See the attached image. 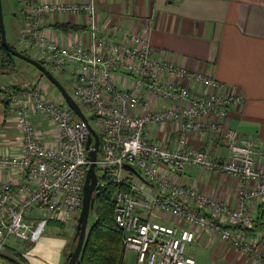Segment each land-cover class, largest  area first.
I'll return each mask as SVG.
<instances>
[{"label":"built area","instance_id":"obj_1","mask_svg":"<svg viewBox=\"0 0 264 264\" xmlns=\"http://www.w3.org/2000/svg\"><path fill=\"white\" fill-rule=\"evenodd\" d=\"M23 4L25 45L52 73L71 77V97L86 121L60 94L48 95L41 83L0 88V104L9 107L21 134L18 154H0V264L11 241L34 243L49 221L78 218L91 130L99 139L97 186L104 180L121 186L113 196V221L122 232L124 251L133 252L137 263L195 264L187 249L198 229L216 234L250 264H264V250L245 231L253 225L252 210L264 203V141L221 124L241 96L208 75L157 57L143 33L124 32L117 24L106 32L92 1ZM51 15L82 30L55 35L45 23ZM33 116L45 120L50 139ZM167 123L178 125L174 149L148 137L149 127ZM191 132H216L226 156L188 146ZM188 166L237 178V205L177 182ZM166 218L173 222L160 221Z\"/></svg>","mask_w":264,"mask_h":264},{"label":"crops","instance_id":"obj_2","mask_svg":"<svg viewBox=\"0 0 264 264\" xmlns=\"http://www.w3.org/2000/svg\"><path fill=\"white\" fill-rule=\"evenodd\" d=\"M24 1L80 4L92 1L98 21L106 32L111 25L117 24L124 32L143 33L157 57L208 75L241 96L240 105L231 107L221 118L222 129H236L244 137L264 141V0H1L2 10H6L12 20L21 19L16 41H19L21 51L28 50L23 40L26 28ZM63 21L62 16H48L45 20L47 30L61 35L55 24ZM76 21L79 23L80 19ZM14 65L11 72L0 62V88L15 87L24 82L44 85L41 74L22 77L19 71L23 68L15 59ZM33 119L49 137L45 120L38 116ZM20 136L9 107L1 103L0 154H18ZM178 136V125L173 123L148 128L151 141L164 143L170 149L175 148ZM187 144L207 150L212 157L226 156L223 140L216 132H191ZM7 175L16 181L13 173L7 172ZM175 180L195 186L201 193L232 208L237 205L239 180L233 176L188 166ZM252 211L255 215L261 211L263 224L257 234L248 235L251 239L257 238L260 247H264V204ZM160 221L165 224L173 222L170 218ZM76 223L77 219L67 223L49 221L36 242L10 244L1 258L2 264H11V260L20 262L17 257L24 264H66V253L72 246ZM180 225L189 227L183 222ZM193 230L195 240L187 251L195 264H250L244 253L221 242L216 234ZM122 264L139 263L136 260L129 263L123 255Z\"/></svg>","mask_w":264,"mask_h":264},{"label":"trees","instance_id":"obj_3","mask_svg":"<svg viewBox=\"0 0 264 264\" xmlns=\"http://www.w3.org/2000/svg\"><path fill=\"white\" fill-rule=\"evenodd\" d=\"M55 28L63 32L82 30L80 26L64 23H56ZM22 52L26 54V51ZM15 58L7 52L0 42V62L8 67L11 72L15 68ZM41 76L43 75L41 74ZM101 180H104V178ZM103 182L102 185L98 184L96 188L93 207L95 220L87 231L79 260L76 264H122L123 261L125 251L122 247V232L116 228L113 221V196L118 189H121V186L107 180ZM262 224V213L258 211L252 227L245 229V231L249 235H255L260 231ZM68 252L66 253V257ZM17 260L23 262L18 257ZM20 262L11 260V264H21Z\"/></svg>","mask_w":264,"mask_h":264},{"label":"water","instance_id":"obj_4","mask_svg":"<svg viewBox=\"0 0 264 264\" xmlns=\"http://www.w3.org/2000/svg\"><path fill=\"white\" fill-rule=\"evenodd\" d=\"M0 42L1 45L7 50V52L19 58L28 64L34 66L59 92V94L63 97L68 107L83 121H86L85 116L80 110V107L75 102V100L67 93L62 84L58 81V79L54 76V74L48 70L42 63H40L37 59L25 54L22 51L16 50L14 47L9 45L5 39L4 32V24H3V14H2V5L0 0ZM91 138H93L94 143L91 145ZM99 145V139L97 134L91 130V134L87 137L85 147L88 150L89 156V165L86 170V176L84 181V186L82 190V207L80 214L77 218L76 223V231L72 240V244H74L73 249L68 253L66 257V264H76L79 260V255L81 253L85 237L87 234V221L89 212L94 207V195L97 188V174L95 171V159L97 155V149ZM124 169L132 171L134 174L138 175V172L129 165H124Z\"/></svg>","mask_w":264,"mask_h":264},{"label":"rangeland","instance_id":"obj_5","mask_svg":"<svg viewBox=\"0 0 264 264\" xmlns=\"http://www.w3.org/2000/svg\"><path fill=\"white\" fill-rule=\"evenodd\" d=\"M2 14H3V24H4V32H5L6 42L9 45H11L12 47H14L16 50L21 51V47L17 44L19 41L16 43L17 38H18V28L20 27V24L22 23L21 19L16 17L15 20H12L11 15L8 14V12L6 10H2ZM34 53H35V50L33 48H28V50L26 51L27 55L36 58ZM15 60H16V63H18L23 68L22 70L20 68V71H19L20 76L27 77V76H30L31 73H32L31 75L41 74L34 66L28 64L27 62H25L19 58H15ZM45 67L47 69H49V67L47 65ZM53 73H54V76L58 79V81L65 88L67 93L70 96H72V84H71V80H70L71 77L67 73H63V74H56L55 72H53ZM41 78H42V81L44 80L43 86L46 87L45 89H46L47 94L48 95L51 94V96H52V94H53V96H58L59 92L56 90V88L44 76H41ZM32 79H34V78H32ZM31 81H33V80H31ZM34 82H36V81H34ZM94 220H95V214H94V211L92 209L88 215L87 231L90 228V226L92 225V223L94 222ZM254 241L257 242L258 241L257 238H254ZM12 243L13 242L11 241V244ZM257 243H259V241ZM18 244H21V242H18ZM73 246H74V244H72L69 251H71L73 249ZM124 255L126 257V261L129 263L131 261L133 263V260H135V255L133 253H131V251H125Z\"/></svg>","mask_w":264,"mask_h":264}]
</instances>
